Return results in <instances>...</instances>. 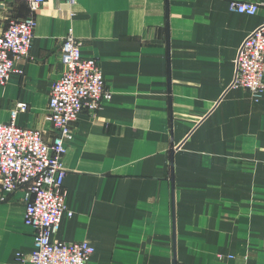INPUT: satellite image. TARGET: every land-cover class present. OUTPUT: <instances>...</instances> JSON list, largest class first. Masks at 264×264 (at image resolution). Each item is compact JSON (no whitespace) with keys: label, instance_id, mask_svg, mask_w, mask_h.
<instances>
[{"label":"crops","instance_id":"obj_1","mask_svg":"<svg viewBox=\"0 0 264 264\" xmlns=\"http://www.w3.org/2000/svg\"><path fill=\"white\" fill-rule=\"evenodd\" d=\"M230 0H48L30 56L0 84V122L51 142L50 94L70 31L113 92L84 108L63 157L65 215L54 236L87 241L90 264H264V93L232 84L244 40L264 19ZM31 14L0 0V32ZM27 188L0 201V264L35 249ZM223 255V258L220 256ZM229 256H233L231 259Z\"/></svg>","mask_w":264,"mask_h":264},{"label":"built area","instance_id":"obj_2","mask_svg":"<svg viewBox=\"0 0 264 264\" xmlns=\"http://www.w3.org/2000/svg\"><path fill=\"white\" fill-rule=\"evenodd\" d=\"M22 1L29 5L31 14L12 20L0 32L2 85L9 81L12 72L23 73L16 61L30 56L37 25L35 14L48 0ZM66 1L72 5L78 0ZM229 8L255 15L261 4L230 0ZM60 61L65 70L54 81L49 102L50 119L56 130L53 140L46 141L41 129L17 124L18 113L28 109L25 103L17 104L10 121L0 122V201L20 188H27L25 223L34 229L35 249L28 257H17L28 264H90L96 251L87 241H63L54 236L63 217L73 215L66 206L67 169L63 164L67 144L74 137L73 125L84 108L97 111L105 100L112 99L113 92L106 86L98 60L82 55L81 44L72 31L64 39ZM232 85L249 91L256 100L264 93V19L239 49Z\"/></svg>","mask_w":264,"mask_h":264}]
</instances>
